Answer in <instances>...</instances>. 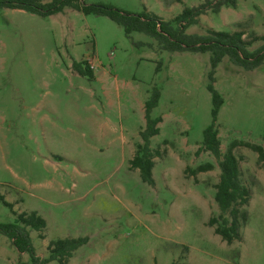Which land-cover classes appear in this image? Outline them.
<instances>
[{"label":"rangeland","instance_id":"1","mask_svg":"<svg viewBox=\"0 0 264 264\" xmlns=\"http://www.w3.org/2000/svg\"><path fill=\"white\" fill-rule=\"evenodd\" d=\"M81 1L130 14L145 10L165 22L205 2ZM208 30L241 32L248 42L264 37V0L209 10L186 33ZM82 62L92 78L75 73ZM208 71V53L160 51L143 34L127 39L106 17L0 10V197L15 214L35 212L45 221L44 239L30 230L37 257H48L50 242L87 238L68 264H264V167L243 147L233 151L250 191L242 241L226 245L213 233L220 224L219 168L200 151L212 121ZM213 88L223 100L216 118L221 153L234 141L264 149V62L245 71L223 58ZM153 89L159 101L151 118L161 122L149 144L158 153L151 187L128 161L141 144L143 106ZM207 163L212 170L185 174ZM12 212L0 201V223H13ZM0 264L30 261L0 235Z\"/></svg>","mask_w":264,"mask_h":264},{"label":"trees","instance_id":"2","mask_svg":"<svg viewBox=\"0 0 264 264\" xmlns=\"http://www.w3.org/2000/svg\"><path fill=\"white\" fill-rule=\"evenodd\" d=\"M236 0H205L198 7L184 8L182 12L170 21H162L159 17L143 11L140 14H130L106 5H85L81 0H49L42 3L40 0H0V10H20L40 17H47L62 13L65 9L76 11L82 15H94L106 17L116 25L122 27L124 36L131 39V34L139 33L153 39L159 50L168 53H194L209 54V71L207 78L209 84L207 91L211 95L212 111L211 124L203 131L200 151L209 153L217 162L219 168L218 182L215 184L214 200L219 211L217 220L210 219L209 227L226 245L242 241L240 230L247 221V215L243 210L250 200V191L242 183L239 163L233 154L238 147H243L254 153L257 162L264 167V149L256 144L247 142H232L225 153H221L216 118L223 103L222 97L214 90V73L223 58L245 71H252L260 67L264 62V44L255 51H249L251 42L264 41V37H253L251 42L243 39L241 32H215L208 30L205 35H189L186 30L198 24V18L207 11L218 13L222 7L235 8ZM143 44L137 43L136 47ZM75 73L81 77L92 78L91 70L87 64L76 63L73 66ZM159 92L153 89L149 98L144 103L143 113L145 127L139 136L141 144L136 148L133 157L128 161L130 170H137L141 181L153 187L152 169L153 159L157 152L150 150V139L157 136V125L161 118H151V113L157 107ZM156 155V156H155ZM209 163L197 166L194 170L185 169V174L195 177L198 173L212 170ZM2 204L12 212V205L0 197ZM13 223H0V235L10 240L11 245L19 254H27L30 264H68L73 254L87 243V238H66L48 243L46 259L36 256L32 247L30 230L38 233L40 239H44L43 231L46 228L45 221L35 212L15 214ZM156 264V263H154ZM175 264V263H172Z\"/></svg>","mask_w":264,"mask_h":264}]
</instances>
